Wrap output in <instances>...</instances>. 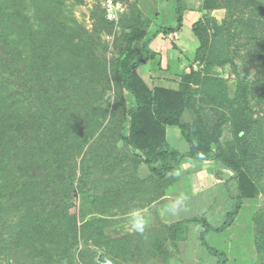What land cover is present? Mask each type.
<instances>
[{
  "label": "trees",
  "instance_id": "1",
  "mask_svg": "<svg viewBox=\"0 0 264 264\" xmlns=\"http://www.w3.org/2000/svg\"><path fill=\"white\" fill-rule=\"evenodd\" d=\"M176 1L177 24L155 29L130 1L109 58L105 36L116 23L99 0L91 30L67 0H0V264L168 258V242L187 240L197 217L163 225L160 238L159 228L131 232L123 216L143 206L130 194L156 176L167 189L186 158L231 170L238 202L224 227L244 200L264 195V0H202L194 60L177 88L152 87L139 68L160 34L181 30L187 6ZM168 126L179 127L187 152L171 147ZM259 210L256 264H264Z\"/></svg>",
  "mask_w": 264,
  "mask_h": 264
},
{
  "label": "rangeland",
  "instance_id": "2",
  "mask_svg": "<svg viewBox=\"0 0 264 264\" xmlns=\"http://www.w3.org/2000/svg\"><path fill=\"white\" fill-rule=\"evenodd\" d=\"M184 2L187 9L184 12V23L180 32L170 35L162 33L159 35V40H163L155 43L156 45L160 43V47H158L160 57L156 58V64L163 60L162 56L166 55L165 53L168 51H171L174 58L183 57L184 59L185 57L190 62L195 56L199 42L190 28V22L199 17L202 0H184ZM66 3L68 11L78 22L91 30L97 21V18L93 17L92 11L98 0H83L82 2L67 0ZM176 4V0H139L138 8L143 11L145 17L152 19V27L155 29L160 26H175L177 24ZM188 8L195 11L194 15L189 13ZM131 11L132 7L128 8L126 13L121 16V20L129 19ZM213 15L221 21L226 15V10H215ZM116 26L110 35L105 36L106 41L110 42L109 58L116 54L115 41L121 31L120 25L116 24ZM179 46L182 48L177 50ZM174 58H170V60H175ZM157 69L161 70L158 66ZM139 71L143 77L145 71L148 74L146 66L141 67ZM225 76L228 77L229 74L226 73ZM230 86L231 88L234 86L232 81ZM169 141L174 146L173 142L176 140L170 137ZM184 177L183 180L179 178L170 186V191L176 200L166 202L164 213L159 218L161 224L158 228L160 229L159 237L162 238L164 224L197 217L200 221L191 222L188 225L187 240L180 241L176 245L169 241L167 244L168 258L161 256L159 259L156 257L147 260L137 259L123 264H256L258 255L254 217L256 211H260L259 209L264 207V195L244 200L242 209L234 223L224 227L223 223L228 219L227 213L233 210L238 202L234 197L237 193L236 181H231L229 185L213 186L197 197L190 198L188 193H190L191 183L186 182ZM200 183L201 180L197 182V185ZM79 207L77 204L71 210V214L79 211ZM204 223L210 228L205 227Z\"/></svg>",
  "mask_w": 264,
  "mask_h": 264
},
{
  "label": "crops",
  "instance_id": "3",
  "mask_svg": "<svg viewBox=\"0 0 264 264\" xmlns=\"http://www.w3.org/2000/svg\"><path fill=\"white\" fill-rule=\"evenodd\" d=\"M188 11L192 15H194L195 13V11L190 10V8H188ZM201 16L202 12H200L199 17L190 22V28H192L193 23L196 22ZM184 27H186V24H184ZM162 40L163 39L159 40L158 36L151 44L152 53L149 55L146 63L141 66L142 68L143 66H146V70L148 72V74H146V71L144 72V79L152 87L164 86L175 89L178 87L180 75L185 71L187 66L190 64V61L185 59V57L184 59L183 57L174 58L171 55V51H168L165 53L166 55L162 56L163 60L158 61L156 64V58L160 57V53L158 50V47H160V43H158L157 45L155 43ZM193 42L195 43V41ZM180 48L182 47L179 46V49L177 48V50H180ZM170 58H174L175 60H170ZM157 66L161 69L160 71L157 69ZM149 70H152V72H149ZM170 137L176 140L175 142H173L174 146L170 144ZM167 138L171 147L176 149L177 151L185 153L189 150V145L181 136L179 127L168 126ZM141 169L142 178L147 177L149 179V176L151 174L150 166L147 164H143ZM179 170L181 172L180 179L183 180V177L185 176V181L191 183V187L189 190L190 193H188V197L190 198L197 197L198 195L210 190L213 186L215 187L216 185L221 184L229 185L231 181H234L231 178V170H229L227 167H224L221 163L214 160L213 158L199 161L192 160L191 158H186L185 161L179 166ZM199 180H201V183L200 185H197V182ZM128 197H131L132 204L141 203L143 205L142 208L138 209V211L141 212L146 220V227L144 230L155 228L158 229V227L160 226L159 224H161L159 218L164 213L166 202L176 200L172 192L170 191V187L166 189L163 182L159 183L158 176H156V179H151L150 177V180H148L143 188L139 190V193H135L132 195L130 194ZM134 210L136 209H131L129 213L123 216L126 219V225L129 230L130 213ZM121 216L122 215H117L115 219H120Z\"/></svg>",
  "mask_w": 264,
  "mask_h": 264
},
{
  "label": "built area",
  "instance_id": "4",
  "mask_svg": "<svg viewBox=\"0 0 264 264\" xmlns=\"http://www.w3.org/2000/svg\"><path fill=\"white\" fill-rule=\"evenodd\" d=\"M130 1L133 0H99L106 11L107 19L116 24L119 23L121 16L128 10Z\"/></svg>",
  "mask_w": 264,
  "mask_h": 264
},
{
  "label": "clouds",
  "instance_id": "5",
  "mask_svg": "<svg viewBox=\"0 0 264 264\" xmlns=\"http://www.w3.org/2000/svg\"><path fill=\"white\" fill-rule=\"evenodd\" d=\"M129 227L133 232L143 233L146 227V220L140 211L134 210L130 213Z\"/></svg>",
  "mask_w": 264,
  "mask_h": 264
},
{
  "label": "water",
  "instance_id": "6",
  "mask_svg": "<svg viewBox=\"0 0 264 264\" xmlns=\"http://www.w3.org/2000/svg\"><path fill=\"white\" fill-rule=\"evenodd\" d=\"M243 78L246 80L248 77L244 75ZM99 261L103 264H112V262L104 254L100 255Z\"/></svg>",
  "mask_w": 264,
  "mask_h": 264
}]
</instances>
